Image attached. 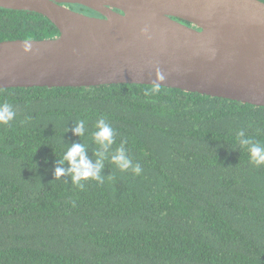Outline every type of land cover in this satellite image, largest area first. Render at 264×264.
<instances>
[{
    "label": "trees",
    "instance_id": "1",
    "mask_svg": "<svg viewBox=\"0 0 264 264\" xmlns=\"http://www.w3.org/2000/svg\"><path fill=\"white\" fill-rule=\"evenodd\" d=\"M57 34L0 7V41ZM152 87L0 88L16 112L0 124V264H264V165L238 138L264 144V106ZM100 118L114 130L106 158ZM73 143L102 160L103 183L73 180L60 162ZM121 146L140 174L111 160Z\"/></svg>",
    "mask_w": 264,
    "mask_h": 264
},
{
    "label": "water",
    "instance_id": "2",
    "mask_svg": "<svg viewBox=\"0 0 264 264\" xmlns=\"http://www.w3.org/2000/svg\"><path fill=\"white\" fill-rule=\"evenodd\" d=\"M0 7L36 12L58 30L0 41V88L155 84L264 106L261 0H0Z\"/></svg>",
    "mask_w": 264,
    "mask_h": 264
},
{
    "label": "clouds",
    "instance_id": "3",
    "mask_svg": "<svg viewBox=\"0 0 264 264\" xmlns=\"http://www.w3.org/2000/svg\"><path fill=\"white\" fill-rule=\"evenodd\" d=\"M28 47H30L29 43L25 42V48ZM152 90L159 91V85L154 84ZM15 116L16 112L11 108L9 103L5 102L0 104V124H9ZM74 132L80 136L84 135L85 125L83 121L77 123ZM244 134V131L241 130L238 133V138L241 144L248 146L250 161L257 166L264 165V144L254 142L251 137L244 139ZM92 135L94 141L104 149V151H98L97 154L102 158H106L108 146L112 145L114 142L113 128L104 118H100L96 121V131ZM85 148V145L82 143H73L64 152L63 158L60 162L63 163L64 161H67L70 164L71 167L69 171L74 174L73 180L75 182L91 178L103 183V177L100 174V169L103 166L102 160L98 159L96 163L93 164L86 157ZM111 160L115 162L122 171L131 169L132 172L137 175L142 172L139 164L133 165L132 160L125 154V149L122 146L116 149L115 153L111 155ZM63 173V168L56 169L57 177H60Z\"/></svg>",
    "mask_w": 264,
    "mask_h": 264
},
{
    "label": "flooded vegetation",
    "instance_id": "4",
    "mask_svg": "<svg viewBox=\"0 0 264 264\" xmlns=\"http://www.w3.org/2000/svg\"><path fill=\"white\" fill-rule=\"evenodd\" d=\"M73 10H74V9H73ZM76 11H79V12H81V13L87 14L85 11H82V10H80V9H79V10H76ZM87 15L97 16L98 14L95 13V14H87Z\"/></svg>",
    "mask_w": 264,
    "mask_h": 264
},
{
    "label": "rangeland",
    "instance_id": "5",
    "mask_svg": "<svg viewBox=\"0 0 264 264\" xmlns=\"http://www.w3.org/2000/svg\"><path fill=\"white\" fill-rule=\"evenodd\" d=\"M91 11H92V10H91ZM92 12H93V11H92ZM86 13H87V14H90V11H87ZM91 14H92V13H91Z\"/></svg>",
    "mask_w": 264,
    "mask_h": 264
}]
</instances>
